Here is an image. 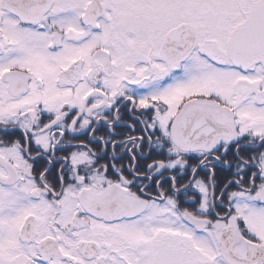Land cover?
<instances>
[{"label":"snow or ice","instance_id":"1","mask_svg":"<svg viewBox=\"0 0 264 264\" xmlns=\"http://www.w3.org/2000/svg\"><path fill=\"white\" fill-rule=\"evenodd\" d=\"M0 264H264V0H0Z\"/></svg>","mask_w":264,"mask_h":264}]
</instances>
